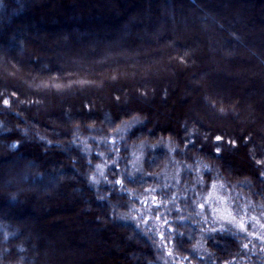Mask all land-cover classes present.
<instances>
[{
  "label": "trees",
  "instance_id": "obj_1",
  "mask_svg": "<svg viewBox=\"0 0 264 264\" xmlns=\"http://www.w3.org/2000/svg\"><path fill=\"white\" fill-rule=\"evenodd\" d=\"M36 1L43 4L44 0H0V74L10 76L13 72L10 64L28 73L22 75L23 83H17V87L0 85V150L8 159L31 165L26 172L21 171L18 184L39 190L47 175L52 174L51 167L57 174L67 176L60 186L63 191L64 187L75 189L76 202L79 200L83 202L80 206L88 208L83 215L97 228L99 236L103 238L104 232L115 234L123 244L125 257L121 264H264V248H260L264 241L233 226L217 227L207 206L199 207L209 191L219 187L230 208L237 210L234 212L237 217L264 211V144L253 142L250 133L235 131L244 128L240 127L242 124L235 126L241 114V89L233 87L234 91L227 93L222 84L221 65L234 64L240 61L239 56L255 62L257 70L264 72V58L258 55V61L247 53L250 48L254 53L264 51V40L260 38H264L263 0H254L259 5L240 0H146L138 12L126 10L127 20L119 17L117 24L115 20L108 23L96 19L105 28L99 29L100 32L74 25L78 34L74 41L70 39V46L77 47L76 52L89 45V51L83 52L89 53L85 54L88 59L91 52L105 50L87 61L66 59L65 67L59 66L63 73L52 68L47 57L38 56L36 42L41 35L23 27L34 19L29 16ZM233 1L236 6L230 3ZM35 25L39 24L34 23L33 28ZM173 25H176L174 34ZM193 31L195 35L189 33ZM156 32L163 35L160 33L155 39L157 34L152 33ZM113 34L116 35L111 39ZM64 37L67 41L69 36L66 33ZM161 47L167 48L165 54L159 53ZM29 48L39 54L29 53ZM132 50L140 58L129 53ZM142 55L146 58H141ZM165 55H173L174 67L178 65L176 62H182L195 71L194 75L202 73L204 77L202 71L207 68L211 90L200 85L197 93L204 88L200 97L217 118L214 120L225 122V130L179 118L197 108L190 106L189 97L185 103L178 100L175 90L168 105L175 121L160 120L156 116L157 102L167 97L169 89L160 87L166 76L157 73L158 68L138 77V82L119 79L117 71L127 62L159 59L153 66L169 68L163 61ZM187 56L198 67L188 65ZM71 66L79 70L71 74ZM84 67L93 77L105 68L113 73L106 81H97L83 71ZM212 67L222 72L213 73ZM178 77L180 74L177 80ZM231 83H227L228 88ZM130 85L131 99L140 100L145 97L144 87L156 85L158 100L151 101V97L146 100L150 104L140 105L128 99L124 106L91 109L88 98L93 97L92 103L95 98L100 104L105 103L103 98L113 103L119 91L127 92ZM223 94L227 96L225 101L211 97ZM46 95L69 97L66 109L71 111L76 105L78 110L68 113L66 120L59 109L38 115L40 119L57 116L59 119L55 120L61 126L38 122L33 109ZM255 97V93L248 95L249 99ZM3 99L9 100L8 106ZM249 117L251 113L245 119ZM123 124H130L128 130L117 135ZM218 136L222 138L220 141L216 139ZM136 150L141 153L139 172H134L131 166ZM233 153L241 154L242 164L231 158ZM100 154L106 157L105 166L97 175L95 166L101 160ZM117 179L121 180L120 185L115 184ZM148 189L156 191L149 193ZM18 194L7 189L9 210L17 205ZM150 195L156 197L151 204ZM143 207L152 211V222L143 219ZM12 211L0 212V264H39L42 258L48 259L50 245L39 226L25 231L21 224L24 222L9 214ZM244 221L245 229H250L251 222ZM245 244L247 248L243 247Z\"/></svg>",
  "mask_w": 264,
  "mask_h": 264
},
{
  "label": "rangeland",
  "instance_id": "obj_2",
  "mask_svg": "<svg viewBox=\"0 0 264 264\" xmlns=\"http://www.w3.org/2000/svg\"><path fill=\"white\" fill-rule=\"evenodd\" d=\"M162 1L166 2V0ZM240 1H253V3H255L256 5H259L260 3L259 2L257 4L254 0ZM146 3V0H44L43 4L39 3V1H36L32 3L35 10L30 11L31 15L29 16L31 18L34 17V19L30 20L28 23H25L23 27L32 29V31L35 32L37 31V34H39V36L41 35V40L36 42L39 46V49L36 51H38L41 55L33 50V48L31 50L29 48L28 52H36L37 55L39 54L38 56L43 55L47 57L50 60V66L52 68H58V71L60 73H63V68H60L59 66L63 65L65 67V64L63 63L66 59L77 62L79 59L83 58L87 61L91 57L93 58L94 56H100L105 50V48H101V50L97 52H91V55L88 56V59L85 58V54L88 52H86L85 54L83 52L85 49L89 51V45L76 52L75 48L77 47L70 46V39L74 41L78 34V31L74 29V25L77 27L81 26L88 31L100 32L101 29L105 28H102L100 25H98V21L96 19H100L102 21L106 20L108 23H115L116 21L115 24H117V22L120 20L119 17H122L124 19L125 15L127 14L126 10H136V12H138L141 9V5H145ZM230 3L233 4V6H236V2L233 1ZM125 20H127V17H125ZM122 21L123 20L118 23L117 28L121 26ZM34 23L39 25H35L36 27L33 28ZM39 27L42 28V30H40ZM175 27L176 25H173L171 28V33L173 34L174 29H176ZM46 29H48L49 31H46ZM178 30L176 31V33L179 32ZM191 30H195L194 27H191ZM183 32L188 33L186 32V30L184 31V29ZM258 32L260 33V30H258ZM66 33L69 36L67 41H65L64 39V34ZM160 33L161 32H156L152 33V35L157 34L156 38L154 37L155 39H157L162 34ZM189 33L195 35L194 31ZM115 35L113 34V36H111V39ZM260 38L264 40V38ZM168 44L169 43H166L165 46H168ZM165 49L167 48L161 47L158 48V51L161 54H165ZM250 49H247V53L252 58L257 59L258 61V55L264 58V51L259 50V53H254ZM72 50H74V52ZM28 52H25V54H28ZM129 53H131L132 55L134 54L137 57L140 56V54H135L134 50L130 51ZM141 58L144 59L146 58V56L142 55ZM237 58L238 60L240 59V61H237L236 63L229 66L220 63L222 65L223 72L221 70H216V68L214 67H212V70L213 73L222 72V79L224 80L222 84H224L225 88H227V93L234 91L233 87L236 90L241 89V96H239V109L241 111V114L235 120L237 122L235 123V126H237L236 124H238L239 126L240 124H242V126L240 127L244 128H238L235 131L239 132L243 130L246 134L250 133L253 142H255L257 145L258 143L264 144V72L261 73L257 70V68L255 67V62L245 60L243 58H240L239 56ZM158 60L159 59L151 61L143 60L142 63H137L135 61L133 63H124V66L117 71L119 79L128 78L135 81L137 80L138 82V77H142V75L144 76L145 73L158 68L156 69L157 73L163 74L162 77L166 76V79L162 80V84H160V87L162 88L164 86L165 88L169 89V94L164 100L162 99L163 101H156L158 103V105L156 104L158 107L156 116L159 117L160 120H164L167 123H172L175 121L174 117H172L171 115V113L174 112L171 111L170 107L168 106L169 104L171 105L170 99L175 90L178 100L184 102L185 99L189 97L188 103H190V106L193 105L194 108L195 106L197 108L196 110L194 109L190 110L189 112H185L183 116L179 115V118L193 120L204 125H210L215 129H222L221 131L225 130L227 128L225 126V122L214 120L217 118H215V116L211 114V111L207 109L208 106L206 107L203 100L201 99L200 93L203 92L204 88L200 93H197L203 87V85L204 87H206L205 89L211 90L208 83L209 80L207 79V75L209 74L206 71L207 68L204 66L205 69L202 72L205 73V75L204 77H202V73L194 75L195 73L193 72L195 71H193L192 68L187 69L186 65L182 62H176V64L178 65L174 67V65H172L171 63L172 60H174L173 55H165L163 59L164 63L169 65V68H165L163 66H153L154 63H156ZM187 64L192 65L193 67H198V63L192 61L189 56H187ZM10 66L13 72L10 74V76L9 74L8 76L0 74V85L17 87V83H23L22 75H28V73H25V69L19 68L21 70L20 71L12 64H10ZM73 67L74 66H71V68H69V72L71 74H74L77 70H79ZM84 68L85 69L83 71L87 72L88 75H90L89 77L92 79V73L89 72L86 67ZM225 68L227 72H225ZM112 73L113 72L111 69L105 68L101 71V73L98 72V74H94L95 77L93 78L97 81L103 79L105 80L106 78H109ZM177 74H180V77H178L179 80H177ZM228 81L232 82L229 88L227 87V83H229ZM179 82L180 88L177 93V86ZM171 87L173 89L170 91ZM185 87H187L188 89H185ZM128 88L129 89H127V92H124L125 94L119 91V96L117 98H113V103H110L108 100L103 98V102L105 103L100 104V102H98L95 97V102L92 103L93 97L88 98L91 109L101 110V107L104 106L113 108L117 106H124L131 100L137 102V104L140 105H147L150 103H146V100H149L148 98L151 99V97V101L158 100V97H156L158 90L156 85L151 86V88L142 87L146 90V92L144 95L145 97L141 100L137 98L131 99V96L128 94V90L133 87L130 85L128 86ZM227 93L226 95L229 96ZM254 93L256 94V97L254 99H249L248 95H253ZM226 95H217L215 97L211 95V97L216 101H220L221 98H223V101H225L227 98ZM41 98V102L38 105L39 107L37 106L36 109H33L34 116L37 121L40 119L38 118V115H45L47 110L49 111L50 109H59L60 114L64 116V120H66L65 117L68 113L73 110H78L76 105L72 107L71 111V108H69V110L66 109L65 106H67L68 108L69 105V97L62 98L59 96L46 95ZM128 99L129 101H127ZM190 100H192V102ZM230 100H228V102H230ZM223 105H225V102ZM250 113L252 114V117H249V119L246 120V115ZM55 119L59 118L52 115L51 117L44 116L38 122L42 121L44 124L46 122L48 124L52 123L57 126H61ZM129 125L130 124H123L116 134H124L128 130ZM230 130L234 132V129H232V127L230 128ZM238 154L233 153L230 156L231 158H234V160H237L242 164L243 157H241V154L240 156ZM245 154L247 155V153ZM100 158L101 160H99V162L95 166V173L97 175H100L105 166L104 159L106 157L100 154ZM245 158H247V156H245ZM140 162L141 153L136 150L132 154L131 161V166H133L134 172L140 171ZM27 166L28 165L17 163V160H15L14 158L8 159L7 157H5V153L0 150V212L8 213L11 210H13L12 212L16 211V213L11 212L9 214L11 216L13 215L12 217L18 218L19 221L24 222V224L22 222L21 224L22 229H24L25 231L31 229V226H39L41 232L44 233L45 237L48 239L49 242H46L50 245L51 249V256H48V259L46 258L45 260L42 258V262L39 264H121L122 260L125 257L122 254L124 249L123 244L121 243V241H117V237H115V234L113 235L104 232V236H102L103 238L99 236L97 228H93L90 219L83 215V212L87 211L88 208H83L82 206H80V204H82L83 202H79V200L78 202H76V196L73 194L75 189L64 187L65 191H63L62 187L60 186V181L62 182L63 180H67L68 177H65L63 174H57V171H55L54 167H51L49 168V170L52 172V174L47 175L44 183H42L41 188L39 190H36L34 188L28 187L27 185L18 184L20 180L19 178L21 177V171H25L27 169ZM28 167H31V165ZM7 189H10L15 193H19L17 205L11 206L10 210L8 207H6L8 205V197L6 195ZM60 189H62V191ZM151 196L153 195L148 196L150 204L152 203ZM202 204L206 205L209 209L210 218L214 221L217 227H224L225 225L233 226L236 229L247 232L249 237L251 238H258L259 240L264 241V227H262V225H264V211L260 213L256 212L249 216H247L245 213L244 217L241 215L237 217L234 213L235 211L237 212V210H232V208H230L231 204L229 200L225 197V194L219 187H215L211 191H209L208 195L204 197ZM141 213L143 214V219L145 221H153V218L151 217L152 211L147 207H143V211H141ZM244 219H247V221L251 222L250 229H248L247 227L246 230L245 226L244 229H241L239 227L240 223H243L245 225ZM260 248H264V244L261 245ZM36 250L37 249L33 250L34 254ZM39 257L40 255L38 256V258ZM46 260H48V262H46Z\"/></svg>",
  "mask_w": 264,
  "mask_h": 264
},
{
  "label": "snow or ice",
  "instance_id": "obj_3",
  "mask_svg": "<svg viewBox=\"0 0 264 264\" xmlns=\"http://www.w3.org/2000/svg\"><path fill=\"white\" fill-rule=\"evenodd\" d=\"M3 104L5 106H8L9 105V100L8 99H3ZM216 139H217V141H220L222 138L218 136V137H216ZM216 151H217V153H219V151H220V147L219 146L216 147ZM97 167H99V166H97ZM115 184L120 185L121 184V180L120 179L115 180ZM146 191H148L149 193H152V192H155L156 190L155 189H148ZM151 199H152V201H155L156 200V197L153 195V196H151ZM199 207L203 208L204 205L201 204V205H199ZM239 227L241 229H244V224L243 223H240L239 224ZM262 227H264V225H262ZM243 247L247 248L248 245L245 244V245H243Z\"/></svg>",
  "mask_w": 264,
  "mask_h": 264
}]
</instances>
